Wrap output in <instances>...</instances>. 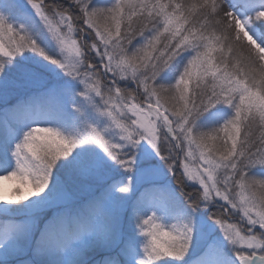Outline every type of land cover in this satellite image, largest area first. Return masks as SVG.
I'll use <instances>...</instances> for the list:
<instances>
[{"label": "snow or ice", "instance_id": "snow-or-ice-1", "mask_svg": "<svg viewBox=\"0 0 264 264\" xmlns=\"http://www.w3.org/2000/svg\"><path fill=\"white\" fill-rule=\"evenodd\" d=\"M0 264H264V0H0Z\"/></svg>", "mask_w": 264, "mask_h": 264}, {"label": "rangeland", "instance_id": "rangeland-1", "mask_svg": "<svg viewBox=\"0 0 264 264\" xmlns=\"http://www.w3.org/2000/svg\"><path fill=\"white\" fill-rule=\"evenodd\" d=\"M84 194L86 195L87 193L85 192Z\"/></svg>", "mask_w": 264, "mask_h": 264}]
</instances>
